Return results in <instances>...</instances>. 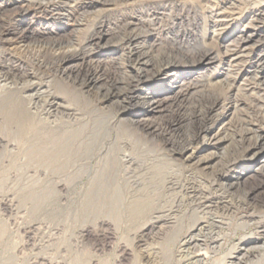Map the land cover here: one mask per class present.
I'll list each match as a JSON object with an SVG mask.
<instances>
[{"label":"rangeland","instance_id":"1","mask_svg":"<svg viewBox=\"0 0 264 264\" xmlns=\"http://www.w3.org/2000/svg\"><path fill=\"white\" fill-rule=\"evenodd\" d=\"M216 1L110 0L103 5L81 6L74 17H56L55 20L31 12L20 16L18 2H9L0 9V30L19 27L20 20L32 25L25 43L27 52L22 56L25 67L35 71L30 81L37 83L41 95L53 92L62 106L77 113L74 117L66 115V112L43 114L46 123L58 127L54 129L56 136L53 134V139L49 137L48 140L63 141L72 134V131H66L67 135L65 130L78 128L84 124L83 121H90L88 125L93 131H106L109 125L107 129L111 137L107 145L110 146L117 136L121 146L119 156L124 152L132 153L134 158L148 164L150 168L145 170L146 173H152L158 179H174L178 186L191 187L190 190H195V195L202 198L200 202L203 205H211L210 211L200 209L201 203L188 200L192 193H183L176 185L177 188L167 190L158 202L161 208L157 206L156 214L146 211L147 219L158 214L179 217L185 213L188 217L194 212L199 217H206L203 220L222 224L216 228L206 225L199 236L194 229L188 235L184 227L178 238L195 233L193 238L201 245L198 249L193 242L179 255L177 242L169 245L162 238L155 239L152 233L147 234L143 244L132 240L136 225H140L134 223L135 213H126L121 223L108 210L98 214V219H93L94 215L88 211L91 201L77 193L80 192L78 189L55 199L31 195L22 181L10 179L17 170L15 163L19 168L30 154V160L32 155H39L37 146L46 151L43 145L53 143L46 137V144H42L44 138L31 136L34 133L28 136L20 132L14 134L19 138L17 140L9 135L12 132L10 128H16L23 119L12 121L9 118L10 121L6 118L3 128L7 125L8 130L0 128L1 144L10 141L16 144L14 154L3 152L4 147L0 146V264H263L264 239L260 237L262 228L259 223L264 220V165L260 168L254 163L248 165V169L245 166L246 159L256 154L264 156V15L254 20V25L246 27L251 11L231 14L227 8L230 0H218V5ZM248 3L257 5L254 10L264 7V0H249ZM242 28L243 32L258 30L254 48L250 53L231 56L226 51L227 47L233 45V38L240 35ZM184 32L190 34L186 39L182 37ZM91 35H94V49L91 47L94 56L90 58L100 63L98 69L77 66L62 72L56 68L55 59L50 56L52 47L54 50L57 48L52 45L55 40H71L75 44V40L85 42ZM215 45L220 53L211 64L195 71L187 70L198 62L203 46ZM132 47L146 52L148 63L133 66L136 56L129 55ZM8 53L0 45L1 62H7ZM164 61H169L171 66H181L182 71L179 74L170 71L165 75L166 79L162 76L155 78L157 65ZM0 72L1 92L5 81L3 71ZM91 73L99 78L93 85L87 81ZM187 73L189 75L185 76ZM173 81L174 87L191 81L190 88L183 97L145 116L151 129L137 128L134 122L144 107V101L141 98L132 100L131 92L164 97ZM155 87L159 88L158 93L152 94ZM105 98V103L101 104ZM216 100L219 104L208 114V108ZM96 107H100L102 112H96ZM118 118L122 119V124L113 127ZM200 128L203 133H215V138L206 141L208 134L201 138L197 135ZM39 130L41 135L46 132L43 128ZM76 144L78 142L74 144L77 147ZM28 145L34 147L30 149L32 152L27 149ZM22 153H25L24 157ZM209 157V163L202 164L201 160ZM183 158L186 159L182 161ZM233 163L236 164L231 167ZM31 165H28L30 171L34 169ZM236 174H241L238 180L234 177ZM47 175L48 180L62 177L53 172ZM229 176L233 178L227 179ZM96 204L99 206L98 202ZM102 219L104 224L100 225L98 220ZM124 246L127 247L125 251ZM251 247L257 248L244 253ZM205 251L207 260L198 263L193 255Z\"/></svg>","mask_w":264,"mask_h":264},{"label":"bare ground","instance_id":"2","mask_svg":"<svg viewBox=\"0 0 264 264\" xmlns=\"http://www.w3.org/2000/svg\"><path fill=\"white\" fill-rule=\"evenodd\" d=\"M109 1L110 0H19V1L18 0H16V1L15 0H0V9L4 8L7 5V3H9V2H12V3L18 2L19 5H17V7L19 9V12H20L19 15L20 16L27 15L28 13L31 12L32 14L41 15L43 17H46V19H48V20H53V19L55 20L56 17H61L62 19L74 17L78 13L77 12L78 8L81 6L97 5V4L103 5ZM248 1L249 0H230V2L227 3L229 5L227 8L229 9V13H231V14H233L235 11H239V12L243 11L245 13L251 11L250 15H252V16L247 21V24H245V26L246 25L248 26L250 24L254 25L253 24L254 20L260 19L264 15V7L260 6L259 9L254 10V8L257 5H255V3L250 4V3H248ZM216 4L217 5L220 4V1L217 0ZM217 15H215V16H217ZM206 17H205V19H206ZM137 20L140 21V19H137ZM20 22H22L21 23L22 25L19 24V27H14V28L9 27L7 29L4 27V29L0 30V45L5 47V50H8V52H9L8 53L9 58H6L7 62H1L0 61V71H3L2 72L3 73L2 78L5 81L4 84L1 86V92H0V128H1V130L6 128L7 125L4 126L5 128H3V125H5V122L9 118L13 119L12 121H14V119H18V120L23 119L22 123L19 121L20 125L19 124L16 125V128H14V127H13L14 129L10 128V130H12V132L10 133L8 131V133H10L9 135H11L17 139V137L14 134L17 135L19 132H20V134L25 133L24 135H26V136L34 133L31 136H35L36 138H38L40 136V137H42L41 139L44 138L43 139V141H44L46 137H47L46 140H48V138L51 136L54 137V135H55L54 129H57L58 127H54V125L52 123L51 124H48V122L46 123V121L43 119V116H42L43 114H46V116H47V115H52V114L57 115L58 112H61V114L66 112L65 113L66 115L74 117V115L77 113H75L74 111H70L67 106H62L60 104V102L57 100L55 93H53V92L48 93L47 92L46 94L41 95L39 93L40 91L38 90L37 83L30 81V79L33 78V76L35 75V71L32 72L31 71L32 69L29 70V68L25 67V60L23 59L24 57H22V56L25 55V53L27 52V50L25 52V47H26L25 43L29 37V33L32 29V25H30V23H24V21H22V20H20ZM197 23H198V21H197ZM130 24H133V23H129V25ZM241 30L242 31H239L240 35H238V36L235 35L236 37L233 38V40H232L234 42L233 45H230V48L227 47L226 51L231 56H234L237 54L239 55L240 53H250L252 51V49L254 48V37L257 35L256 32L258 33V30H256V32L252 31V30L251 31L246 30L245 32H243V28ZM188 35H190L188 32H184L182 34V37H184L186 39V37H188ZM129 39L131 40L132 38L129 37ZM93 40H94V35L88 36L85 39V42H80V41L77 42V40H75L76 41L75 44H73L74 42H72L71 40L65 41L66 43L60 39L55 40V42L52 43V45H54V47H57V48L54 50L53 47L51 46L53 52H51L50 50L49 51H50V56L55 59V65L57 66L56 68H58L62 72L67 71V70H71L72 67H77V66L86 67L87 69H90V70L93 68L98 69L100 67V63L97 61H94L93 58H90V57L94 56V53H93L94 51L91 49V47L93 45V43H92ZM64 43H65V45L63 46ZM129 51H130L129 52L130 56H134V57L136 56V61H134L133 66L139 67L140 65L148 63L149 60H148V55L146 54V52H140L136 47L130 48ZM219 53H220L219 47L216 45L211 46V47L210 46H207V47L203 46V48L201 50L200 57L198 59V62L195 65L188 67L187 70L189 69V70L195 71V70L200 69L206 65L211 64L214 61V59L217 58V55H219ZM239 56H241V55H239ZM11 63H13V64H11ZM155 71H156V74L154 76L155 78L162 76L161 77L162 79H166L167 77H165V75H167L170 71H174L173 73L179 74V72L182 71V68H181V66H174V65L171 66L169 61H164L163 63L157 65V68ZM94 74L95 73H91L90 75H92V76H89V78L87 80L88 83H90L92 85L95 84L96 81H98V79H99L98 77H95ZM184 75L188 76L189 73L184 74ZM163 77H165V78H163ZM175 78H176V76H175ZM182 78H184V77H182ZM84 79H86V78H84ZM7 80H9V83L6 82ZM190 83H191V81H186L182 85L174 87L172 85V84H174V81H173L170 83L171 87H169L167 89L166 93L168 95L164 96V97H160V98H156L154 95H152L150 97H148L147 95L141 96V94L139 92L132 91L131 92L132 94L130 96L132 100L141 98L144 101V103H143L144 107L141 109L140 112L137 113L136 116L138 118L134 122V123H137V128H139L141 130L145 129V127H147V129H151V126L147 122V118H145V116H147L149 113H153L155 110L160 109V107L163 105H167L169 103H173L174 101H176L179 97H181L183 94H185L186 91L190 88L189 87ZM149 89L150 88H147V90H149ZM158 89H159L158 87H155V89H153V92H151V93L152 94L158 93L157 92ZM27 91H30L31 93L26 94ZM33 91H36V92H33ZM108 96H110V95H108ZM106 99L107 98L102 100V102H100V103L101 104L105 103ZM213 103L214 104L208 108V112H207L208 114L213 112L215 107L219 104L218 100H216V102H213ZM45 108H47V109L44 112L43 110ZM95 109H96V112H100V113L102 112V109L100 107H96ZM6 118H8V119L6 120ZM95 119H97V117ZM83 122H84V124H81L78 128H71L70 130L66 129L65 132L66 131H69V132L72 131L71 132L72 134L70 136L66 137L65 139L63 138V141L60 140L61 142H58V140L57 141L52 140L53 138L51 137L52 139H49V140L53 144L50 146L49 145H46V146L43 145V147L46 148L45 150L49 151V153L47 152L49 154V156L47 154L46 158H44V156H45L44 153L46 154V151H44L42 148H39L37 146L41 143V141H42L41 140L40 142H38L39 144L36 145L39 155L37 157L36 156L34 157V155H32L33 159L30 160L31 157L29 158V156L31 154L29 151H31L34 147L32 145H31V147H33V148L29 147V145H30L29 144L28 148H27V149H29V151H27V154H30V155L27 156L28 157L27 161L23 160L25 162L23 164L19 165V168H17V166H16L17 163L14 162L15 163V169H17V170L15 171L14 175L10 176L11 177L10 179L11 180L16 179V180L22 181L25 184L26 191L29 194L34 195L38 198H40V197L41 198H43V197L44 198L54 197V199H55V197L61 198L62 196H68V195L72 194L74 191L76 192V190L78 189L80 192H77V193H79V194L82 193L88 199V201H91L88 205V211H89L90 215H94L93 219L97 218L98 214H101L104 211L106 212V210H108L112 214V216L115 215L120 220L119 222L121 223V220H122V218L125 217L126 213H130V215H131V213H135V214H137V216H135L136 219H134L135 220L134 223L135 224L140 223V225H136L137 228H135V232H134V235L132 237V240H134L135 242H138L140 244H143L145 242L144 240H145V237L147 236V234L152 233V236L155 239H161L162 238L163 240L168 242L169 245L174 243V242H177L178 247H179V249H178L179 255L183 254V251L186 248V246L188 248L189 245H191L193 242H196V244H193V245H195L199 249V246L201 244H199V241L197 239L193 238V237H195V233H194V235H191L190 237H188V235H190V233L192 232L193 229L195 231H197L196 236H199V233L201 234V230H203L206 225H207V227L208 226H211V227L214 226L215 227L216 225L218 227V226L222 225V224H220V222L217 224V223H215L211 220H208V219L203 220L206 217H199L196 215L197 213H194V212H192V214L188 215V217H186L185 213L179 217L169 216L167 214L166 215L158 214L155 217L151 216L150 219H147V217L145 215L146 211L147 212L154 211V213H155V210L158 209V207H159L158 204L160 203L161 198L165 196V192L169 189L173 190L174 189L173 187H176V185H177L178 189H180L181 192L189 193V194L192 193L193 195L191 194L188 197L189 198L188 200L190 202L191 201H193V202L198 201V203H196V204L201 203L200 209H202V210L203 209H209L211 205H203L202 201L200 202V200L202 198L199 195L197 196V194L195 195V190H190L191 187L185 188V187H183L184 185L178 186L176 180H174V179H171V178H169V179H167V178L166 179L165 178L158 179L156 177V175L153 176L152 173H150V174L148 172L146 173L145 170H148L150 168V167H148V164L143 162V161L138 160L137 158H134L132 153L124 152V154L119 156V154H121V153L118 154V151H119L118 149L121 146H120V144L118 145L117 136L115 137V139H113L114 141L112 140V142L110 143V146L107 145V141H108V139L110 140V137H111L110 130L107 129L109 125H107L106 131H104V130L103 131H100V130L99 131H93L90 129V125H88L90 121L89 122L83 121ZM67 123H66V125H67ZM93 123L95 124V122L92 121V124ZM96 123L98 124L99 122H96ZM100 123L103 124V122H100ZM90 124H91V122H90ZM117 124L118 125L122 124V119L118 118L116 120V123L113 124L112 126L117 127ZM42 128H43V130L44 129L46 130V132L44 131L45 133H43L44 135H41L40 130H39ZM201 128H200V131H197V133H198L197 135L198 136L201 135V138H204L205 137L204 135L208 134L209 138L207 137L208 139H206V141L212 140V138L215 136V133L213 135H211L209 133V131H207L208 133L207 132L203 133L202 132L203 130H201ZM6 129L8 130V128H6ZM149 133H150V131H149ZM66 134H67V132H66ZM202 135H203V137H202ZM31 138H33V137H31ZM28 139H30V138H28ZM60 139H62V138H60ZM49 140H48V142H49ZM1 141L2 140L0 138V146L2 145L4 147L3 152L14 154L13 151H14L16 143H10L11 142L10 141L8 143L4 142L3 144H1ZM30 141H32V140H30ZM75 142H78V144H76V145H78L77 147L74 145ZM28 143H30V142H28ZM44 143L46 144V141H44L42 144H44ZM253 144L251 146H253ZM36 146H35V148H36ZM47 146L50 147L49 150H47V148H48ZM40 147H42V146H40ZM124 148H125V146H124ZM35 150L36 149H34L33 151H35ZM116 150H117V152H116ZM182 152H180V154H182ZM22 154L24 157L25 153H22ZM191 154H192V152L188 156H191ZM27 157H25V158H27ZM180 157H182V156H180ZM186 158H183L181 160L184 161V159H186ZM210 159H211L210 157L204 158L201 160V162H202V164H206V163H209ZM246 161H247L246 162L247 166H245L246 169H248V165H252V164L254 165V163H255V165H259L261 168L264 165V156H263V154H259V155L256 154L254 157H250V158L246 159ZM29 164L30 165L33 164V165H31L32 167H34V169H32L33 171L32 170L30 171L28 169ZM234 164H236V163L231 164V167ZM243 171L246 172L245 170H243ZM50 172H53L54 174L58 173V175L60 174L62 177L59 176L60 178L58 177V179H51L50 178L48 180L47 174ZM223 172H224V170H223ZM6 174H8V172ZM146 174H149V176ZM240 176H241V174H236V176H234V177H235V179L238 180ZM84 178H86V179L83 180ZM230 178H233V177L229 176V178H227V179L231 180ZM23 194H24V192H23ZM97 202H98L99 206H97V204H96ZM2 203H4V202H2ZM210 203H211V201H210ZM4 205H5V203H4ZM133 206H134V208H133ZM159 208H161V207H159ZM134 209L136 211H134ZM210 209L207 211H210ZM169 210H170V208H169ZM204 213L205 212H203V215H204ZM129 217H131V216H129ZM129 217L127 216V218H129ZM144 218H146V220ZM163 218H168V219H163ZM95 220H93V221H95ZM201 220H203V221H201ZM98 222H100V225L104 224L103 219L101 221L98 220ZM238 224H239V222H238ZM242 225L243 224H239V226H242ZM259 225H260V228H262L261 233H260V237L264 239V220L263 221L261 220ZM95 226H97V225L95 224ZM184 227L187 228V232H188L187 234L188 235L178 238L179 234H181ZM152 236H151V238H153ZM205 237H207V236H205ZM212 237H214V236H212ZM155 239L153 242L156 241ZM204 240H205V238H204ZM222 240H223V237H222ZM222 240H221V242H222ZM208 242H209V240H208ZM245 242H247V240ZM206 244H208V243H206ZM166 245H168V244H166ZM232 247H234V246H232ZM257 247H259V246H257ZM235 248L237 250L240 249V247H235ZM256 248L251 247L249 249H245L244 253H247V254L251 253V251L253 249L255 250ZM263 249H264V247H263ZM125 250H127L126 246H124V248H123V251H125ZM206 253H207L206 251L205 252H197L193 256L197 257L196 261L199 263V262H203V261L207 260ZM200 256H202V257H200ZM148 258L150 259V255H147V259ZM236 261H239V260H236ZM227 262H229V261H227ZM154 264H155V262H154ZM263 264H264V261H263Z\"/></svg>","mask_w":264,"mask_h":264}]
</instances>
